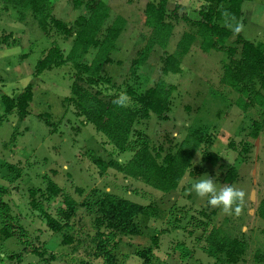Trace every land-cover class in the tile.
I'll use <instances>...</instances> for the list:
<instances>
[{
	"label": "rangeland",
	"instance_id": "1",
	"mask_svg": "<svg viewBox=\"0 0 264 264\" xmlns=\"http://www.w3.org/2000/svg\"><path fill=\"white\" fill-rule=\"evenodd\" d=\"M102 1L110 9L106 24L116 16L125 19L112 62L102 68L125 103L129 102L123 94L127 85L144 91L158 79H164L176 86L166 117L151 114L134 127L166 153L173 152L190 129L206 126L214 137L210 150L222 159L216 165L203 163L197 152L192 163L200 167L201 172L186 173L178 188L170 192L126 178L111 167H105L100 173L92 158L99 157L105 163L113 158L126 162L133 152L115 154L104 134L74 114L65 100L70 96L74 72L70 63L45 70L38 76L33 74L45 49L56 43L66 54L72 40L64 38L54 28L45 36L29 11L5 5L0 0V187L6 188L0 198L10 204L12 214L19 218L17 224L26 231L24 236L19 230L9 238L0 236V264H81L83 260L88 264H101L93 254L98 244L92 219L96 215L94 203L105 191L143 205L154 201L161 210L158 218L137 217L135 235L119 236L113 251L118 264H214L215 259L205 252L200 240L205 227L202 222L207 221V213L201 209H216L213 224L222 226L231 235L244 232L242 237L248 245L245 260L232 264H261L252 260L256 250L264 252V220L255 214L256 204L264 195V134L256 138L257 142L250 135L252 121L257 117L256 109L243 111L234 104L238 93L220 82L221 65L226 56L222 51L202 52L197 41L182 57L180 73L162 72L164 56L175 50L183 31L191 30L183 17L198 19L202 1L167 0V11L174 10L179 17L174 22L173 33L166 48L155 46L136 73H131V63L149 34L143 8L147 1L157 0ZM51 2L53 16L67 23H72L80 12L73 8L72 0ZM241 11L237 21L240 34L254 43H264V0H244ZM233 38L230 37L227 44H231ZM92 55L93 50L86 55V60ZM28 84L33 91L28 114L21 118L15 111L5 113L1 95L15 97ZM39 114L45 115L44 119ZM244 143L249 145L246 154L249 156L241 162ZM10 165L21 167L19 174L9 171ZM230 165L236 167L239 175L232 186L242 189L246 198L239 214L228 215L221 208L210 206L207 198L198 197L191 186L204 175L214 178L218 189L227 185L222 179ZM48 178L79 202L84 201L69 226L60 232L48 229L28 203L27 189L44 187ZM75 186L84 188L81 196L74 192ZM252 190L255 191L253 201ZM48 204L54 211L61 203L55 199ZM174 221L178 228L172 227ZM64 232L72 234L79 243H62ZM35 247L44 249L43 256L31 251ZM146 248L150 252L141 255Z\"/></svg>",
	"mask_w": 264,
	"mask_h": 264
},
{
	"label": "trees",
	"instance_id": "2",
	"mask_svg": "<svg viewBox=\"0 0 264 264\" xmlns=\"http://www.w3.org/2000/svg\"><path fill=\"white\" fill-rule=\"evenodd\" d=\"M201 1L198 19L183 17V22L187 23L191 30L183 31L176 42L175 50L164 56L162 72L180 73L182 57L190 51L191 45L196 41L202 52L222 51L226 60L221 65L220 82L238 93L239 97L235 99L234 104L241 110L256 109L257 117L253 119L250 130L251 137L256 139L264 134V43H254L236 31L244 0ZM1 2L29 11L45 36L50 35V28H54L64 38L72 40L66 54L56 43L45 49L36 63L33 74L38 76L45 70L60 67L66 62L70 63L74 72L71 75L70 96L65 100L73 108L74 114L82 117L85 123L92 124L97 132L104 134L115 154L133 152L126 162L113 158L105 163L99 157L92 158L98 169L100 168V173L105 167H111L126 178L138 179L154 189L170 192L178 188L186 173L194 175L196 174L194 171L201 172V168L193 166L192 163L197 152L201 155V162L219 164L222 157L210 150L214 137L206 126L200 125L190 129L176 145L175 150L166 153L161 152L162 148H156L144 132L134 127L151 114L166 117L170 111L172 94L176 89L174 84L158 79L153 86L144 91H138L136 86L130 84L123 90L129 102L125 103L124 99L121 103L116 102L122 94L115 84L111 83V79L102 73V68L112 62V53L117 50V39L125 19L116 16L112 22L106 24L110 9L104 1L72 0L73 8L80 9L72 23L53 16L51 0H1ZM166 5L167 0L145 3L144 24L149 34L145 45L131 63V73H136L146 62L155 46L166 48L173 33L174 22L179 18L174 10L169 13ZM232 36H234L232 43L227 44V40ZM91 50L93 55L86 60V55ZM32 97L31 84L26 85L15 97L2 94L4 112L15 111L19 117H25ZM39 117L44 119L45 115L39 114ZM45 121L48 123L46 119ZM242 151L245 155H242L241 162L249 156L246 155L249 145L244 143ZM8 168L9 171L19 174L21 167L10 165ZM224 172L222 180L227 185H232L239 177L234 165L228 166ZM5 190L6 188L0 187V193H4ZM74 192L81 196L84 188L75 186ZM27 197L30 208L36 211L46 227L53 232H60L64 227H68L67 224L76 209L84 202H79L49 178L44 187H29ZM55 199H59L61 204L51 211L48 203ZM94 207L96 215L92 219V224L96 230L98 245L93 249V254L101 260V264H118L113 251L119 242V236H132L137 233L135 223L137 217L161 216V210L154 201L143 205L107 191L96 199ZM204 210L201 209L207 213L205 216L207 221L206 223L201 221L205 227L200 240L203 241L205 252L215 259L214 264L244 261L248 248L242 237L244 232L240 229V235H231L222 226L213 224L216 209ZM255 214L264 220V195L256 204ZM0 217L1 238H9L18 230L19 234L24 236L25 228L17 224L19 218L12 214L10 204L1 198ZM16 224L17 229L14 227ZM172 227L178 228L179 225L174 221ZM61 241L64 244L79 243L72 234L66 232L63 233ZM31 251L41 256L45 253L44 249L38 247L32 248ZM147 252H150L149 248L142 250L140 254L144 255ZM252 260L254 263L264 264V252L256 250ZM81 264L88 262L83 260Z\"/></svg>",
	"mask_w": 264,
	"mask_h": 264
},
{
	"label": "clouds",
	"instance_id": "3",
	"mask_svg": "<svg viewBox=\"0 0 264 264\" xmlns=\"http://www.w3.org/2000/svg\"><path fill=\"white\" fill-rule=\"evenodd\" d=\"M239 30V28L236 29V31ZM123 99L121 96L116 102L121 103ZM195 180L191 188L198 197L207 198L210 206L221 208L225 214L231 215L233 212L239 214L246 198V193L242 189L232 185H224L218 189L217 182L208 175Z\"/></svg>",
	"mask_w": 264,
	"mask_h": 264
},
{
	"label": "water",
	"instance_id": "4",
	"mask_svg": "<svg viewBox=\"0 0 264 264\" xmlns=\"http://www.w3.org/2000/svg\"><path fill=\"white\" fill-rule=\"evenodd\" d=\"M257 140H258V139H256V142H257ZM254 195H255V191L252 190V191H251V200H252V201L254 200Z\"/></svg>",
	"mask_w": 264,
	"mask_h": 264
}]
</instances>
